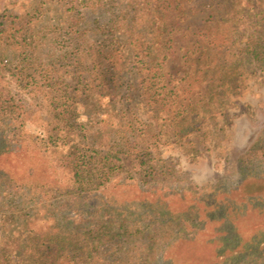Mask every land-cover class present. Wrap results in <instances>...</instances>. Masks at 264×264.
I'll list each match as a JSON object with an SVG mask.
<instances>
[{"label": "trees", "instance_id": "obj_1", "mask_svg": "<svg viewBox=\"0 0 264 264\" xmlns=\"http://www.w3.org/2000/svg\"><path fill=\"white\" fill-rule=\"evenodd\" d=\"M228 1L231 7L221 22L227 24L229 31L224 42L231 45L241 17L259 0ZM68 3L71 7L64 26L53 29L57 36H61L60 30H66L67 46L63 56L50 58L56 62L66 59L68 67L82 72L75 78V85L69 86L63 81L57 84L62 78L54 77L58 74L55 61L50 65L51 72L42 70L47 79L52 77L55 81L51 90L58 133L41 141L43 157L54 159L56 169L67 176L66 186L56 187L45 181L33 189L18 186L10 172L0 168V264H89L102 248L109 247H118L119 251L114 250L116 254H124L117 264H169L166 252L172 244L188 238H205L208 231L210 242L216 247L211 264H264V221L247 237L238 229L240 219L254 213L262 217L264 214V143L261 142L239 162L238 189L228 192L217 185L194 187L190 189L194 201L181 211L174 212L162 204L160 209L150 208L148 218L143 215L134 219L133 214L115 210L114 204L107 200L101 214L86 211L87 221L82 210L61 222L54 215L45 214L42 218L40 214L59 201L68 203L71 197L76 200L90 197L125 170L118 154L124 151L122 145H128V139L117 137L122 141V144L115 142L118 150L109 144L110 138L105 151L82 146L86 134L81 119L98 120L116 136L124 127L121 123L124 114L134 108L151 111L156 116L179 103L174 117L181 119L182 133L187 134L193 130L195 121L205 119L204 108L221 109L222 106L211 103L215 97L238 90L241 74L235 67L264 65V10L255 13L251 40L238 50V56L233 55L230 46L223 53L222 62L208 66L204 73L194 71V64L190 66L193 74L189 75L193 78H189L188 85L193 87L201 74L210 85L198 93L204 102L199 107L200 101L194 105L195 99L191 97L196 95V87H183L178 94L175 87L168 90L164 81L163 65L172 50L168 21L172 10H178L173 8L172 0H68ZM93 14L97 19L88 22L87 15ZM87 23L92 24L90 29ZM16 25V31L11 34L9 27L4 29L0 22V47L11 45L14 53L19 54L20 66L15 70L27 81L34 79L33 75L42 67L41 59L36 56L40 42L35 28H26L21 21ZM186 101L193 106L182 112L180 109ZM17 109L15 96L0 86V145L20 141L21 127L10 118ZM115 120L119 122L110 129ZM10 156L11 152H0L4 163L9 162ZM138 163L146 176L154 179L153 166H147L144 159ZM41 219L45 224L38 227Z\"/></svg>", "mask_w": 264, "mask_h": 264}, {"label": "rangeland", "instance_id": "obj_2", "mask_svg": "<svg viewBox=\"0 0 264 264\" xmlns=\"http://www.w3.org/2000/svg\"><path fill=\"white\" fill-rule=\"evenodd\" d=\"M172 4L178 10H172L168 21L172 50L163 65L164 81L168 90L175 87L178 94L182 93L183 87H196V95L191 94L196 101L192 103L195 105L200 101L198 106L201 107L204 102L202 97H198V93H203L210 85L206 79L203 80L204 74L197 76L198 82L193 87L188 85L189 78L192 77L189 73L193 74L190 66L194 64V71L197 69L204 73L209 70L208 66L222 62L223 53L230 46L233 55L238 56V50L251 40L255 13L264 10V0L247 8L231 45L224 42L225 34L229 31L227 24L221 22L231 7L228 0H172ZM70 7L68 0H0V22L3 28L9 27L8 32L13 34L16 24L21 21L26 28H35L34 32L38 33L40 42L36 56L41 59L42 67L33 75L34 79L27 81H23L15 70L20 66L19 54L14 53L11 45L3 44L0 47V86L10 90L15 96L18 109L10 118L14 119V125L21 127L19 142L0 145V152H11L9 162L0 160V168L9 171L18 186L25 185L33 189L43 181L56 187L66 186L67 176L56 169L54 159H45L41 152L44 137L58 133L52 105L54 93L51 90L55 81L53 82L52 77L47 79L42 70L51 72L50 65L56 62L54 59L64 54L67 46L66 30H60L61 36H57L58 33L54 35L53 29L58 30L64 26ZM96 19L94 14L87 15L88 22L92 23ZM87 24L90 29L92 24ZM208 42L212 45L209 46ZM56 63L58 74L54 77L62 78L57 84L63 81L74 86L75 78L82 70L74 71L68 67L66 59ZM235 70L241 74L238 90L215 97L211 104L222 108H204L205 119L191 123L193 130L187 134L182 133L184 127L179 124L181 119L174 117L173 112L179 103L173 109H165V112L156 116L151 111L134 108L129 114H124L125 117L121 120L124 127L116 136L98 120L87 122L81 119L86 134L82 146H94L105 151L108 150L105 146L108 144L107 139L110 138L112 142L110 140L109 144L118 150L115 142L122 144V141L117 137L124 136L128 139V145L123 144L124 151L118 154L125 170L90 197L85 196L79 200L71 197L68 203L59 201L52 204L47 212L45 210L46 213L41 212V217L44 218L45 214L54 215L61 222L64 218L75 217L74 212L82 210L85 220L89 219L86 211L101 214L104 203L109 200L114 204V209L121 213L133 214L134 219L143 215L148 218L149 209H160L162 204H167L174 212L186 208L194 201L190 192L194 187L217 185L222 191L228 192L238 189L241 184V158L258 142L264 143V65H238ZM185 78L188 79L180 83ZM217 98L222 100L217 101ZM191 105L186 101L180 110H189L193 106ZM131 114L135 116L131 118ZM118 122L113 121L110 129L115 128ZM138 158L147 161V166H153L154 179L146 176L144 169L139 166ZM179 195L185 197L181 198ZM41 199L44 201L43 196ZM262 221L264 214L262 217L254 213L240 219L238 229L247 237ZM44 224L43 219L37 222L38 227ZM172 229L177 231L175 227ZM210 234L208 231L205 238H188L172 244L166 252L169 264H211L216 247L210 242ZM124 247L129 248V245ZM139 248H142L140 243ZM114 250L119 251V248H102L89 264L121 262L124 254H116Z\"/></svg>", "mask_w": 264, "mask_h": 264}]
</instances>
